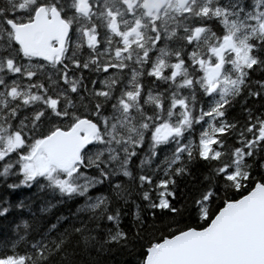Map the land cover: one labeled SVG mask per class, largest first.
I'll return each instance as SVG.
<instances>
[{
    "label": "snow or ice",
    "instance_id": "snow-or-ice-1",
    "mask_svg": "<svg viewBox=\"0 0 264 264\" xmlns=\"http://www.w3.org/2000/svg\"><path fill=\"white\" fill-rule=\"evenodd\" d=\"M2 2L0 161L16 154L20 172L31 179L42 171L28 167L36 142L74 132L78 121L89 120L102 131L83 144L74 166L69 159L65 178L53 183L76 191L70 179L87 165L97 169L100 182L116 178L110 196L87 205L95 221L72 226L73 239L87 234L88 243L76 249L86 253L94 246L97 258L67 252L73 245L62 233L51 244L30 246L37 255L53 250L41 264L58 257L66 264H105L100 253L137 242L144 245L140 264H256L264 253V0H252L251 8L243 0H185L162 5L163 14L143 21L129 0ZM170 9L182 17L180 27L167 25ZM41 16L52 32L57 24L63 29L64 46L49 57L25 49L31 30L23 39L16 32ZM137 24L148 33L145 42L123 51L119 33ZM238 25L248 62L238 63L226 48L210 85L202 65L215 64L217 55L201 38L210 34L218 46ZM125 126L129 136L122 135ZM98 145L95 159L83 158ZM122 215L131 217L129 229L120 226ZM101 221L111 227L97 239ZM156 226L159 236L149 231ZM15 259L31 264L32 252L13 249L0 255V264Z\"/></svg>",
    "mask_w": 264,
    "mask_h": 264
},
{
    "label": "trees",
    "instance_id": "trees-1",
    "mask_svg": "<svg viewBox=\"0 0 264 264\" xmlns=\"http://www.w3.org/2000/svg\"><path fill=\"white\" fill-rule=\"evenodd\" d=\"M144 1L129 0V3L135 5L139 11L141 21L145 19L146 15L156 17L158 13L163 14L162 5L170 7L171 5L185 2V0H164L158 7L150 8V5H144ZM223 3L224 0H221V4ZM243 5L245 8H251L252 0H243ZM0 6L7 7L2 0H0ZM146 6L151 10L146 9ZM216 14L223 17L225 23L231 26L232 21L228 15L219 10ZM166 23L170 28L180 27L182 25V17L170 9L166 15ZM110 26L113 31H118L115 20L111 22ZM212 27L217 33L222 31L220 25L216 22H213ZM237 28L242 35V26L238 25ZM201 31L197 30L196 35L199 36ZM230 32H225L224 38ZM119 34L123 38V51H126L133 45H142L148 33L147 31L142 32L141 25L137 24L129 31ZM201 39L207 45V50L212 54H215L214 50L219 47L223 40L219 42L218 46H215L216 40L214 36L206 33L205 37ZM221 60L223 62V56ZM215 64L205 61L202 67L208 70L209 66ZM206 79L212 85L211 80L208 77ZM97 131H102V129H97ZM103 134L107 135L106 133ZM122 135L129 136L127 126L122 130ZM39 142H36L34 148ZM97 151H102L99 145L97 148L83 153V158L86 160L90 157L95 159ZM34 153L35 151L29 155L28 161ZM101 163H104V161L101 160ZM19 164L20 161L16 154L0 161V255L6 254L13 249L21 252L31 251V264H41L46 257L53 254V250L50 247L45 248L44 255H37L34 250L30 249V246L33 244L38 245L44 241H48L51 244L53 240L58 239L60 234L63 233L65 240H70L73 245V247L66 250L67 252L75 251L77 256L83 259H87L89 256L97 258L98 253L94 246L86 253L76 249V245H80L82 249L88 243L87 234L82 235L79 240L73 239L71 235L72 226L82 223L88 218L95 221L97 214L89 209L87 205L94 203L97 197L110 196L112 194V183H114L116 178L111 181L104 180L100 182L97 169L92 165H87L86 170H81L79 175L71 177L69 184L76 185L77 190L68 193L53 183L55 179H64L66 176L65 171L50 167L47 171L27 179L20 172ZM67 186L69 185H66L65 188ZM85 186H87L86 191L84 190ZM120 226L124 229H129L131 227V217L122 215ZM110 227L111 225H106L104 221H101L100 228L96 233L97 239H103L105 229ZM158 227L149 229V231H153L155 235L159 236L161 232ZM143 249V242H137L130 249L114 248L107 253H100L99 258L105 264H140ZM49 264H66V262L58 257L55 261H49ZM73 264H84V261L75 259Z\"/></svg>",
    "mask_w": 264,
    "mask_h": 264
},
{
    "label": "water",
    "instance_id": "water-1",
    "mask_svg": "<svg viewBox=\"0 0 264 264\" xmlns=\"http://www.w3.org/2000/svg\"><path fill=\"white\" fill-rule=\"evenodd\" d=\"M29 30L33 32V37L30 41L25 42L24 46L32 54L49 57L57 54L58 49L64 46L62 27L57 24L55 32H52L45 16H41L34 24L18 25L16 28L17 35L22 39ZM53 44L56 45L55 49L52 47ZM96 132L97 127L91 121L80 120L77 122L74 132L53 134V136L40 141L35 151L41 150L50 166L64 171L70 158L73 166L77 163L75 157L81 155V147L88 139L95 138ZM255 259L256 264H264V253H258Z\"/></svg>",
    "mask_w": 264,
    "mask_h": 264
},
{
    "label": "rangeland",
    "instance_id": "rangeland-1",
    "mask_svg": "<svg viewBox=\"0 0 264 264\" xmlns=\"http://www.w3.org/2000/svg\"><path fill=\"white\" fill-rule=\"evenodd\" d=\"M164 0H145L144 5H150V8L158 7ZM184 1V0H182ZM146 6V9L151 10ZM264 28V26H261ZM241 38V34L237 31L230 32L221 42L219 47L214 50L215 55H217V63L213 66H209L207 70V77L211 80L212 85H214L217 81V77L220 75L221 67H222V56L223 52L226 48L232 49L235 52V59L238 63L244 64L248 61L247 48L242 47L238 44L239 39ZM167 131V130H165ZM28 167L30 170L35 171L37 169H42V172L47 171L50 168L44 154L41 151H36L31 159L28 161ZM8 264H23L19 259L10 260Z\"/></svg>",
    "mask_w": 264,
    "mask_h": 264
}]
</instances>
